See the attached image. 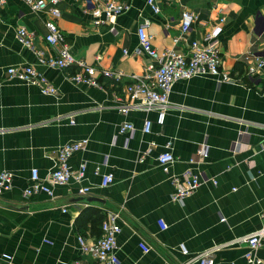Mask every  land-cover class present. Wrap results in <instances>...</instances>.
Here are the masks:
<instances>
[{
    "label": "crops",
    "instance_id": "obj_1",
    "mask_svg": "<svg viewBox=\"0 0 264 264\" xmlns=\"http://www.w3.org/2000/svg\"><path fill=\"white\" fill-rule=\"evenodd\" d=\"M120 1L129 8L98 27L80 2L58 4L57 24L75 58L141 74L150 58L138 51L140 25L157 49L183 53L194 40L205 44L206 33L219 25L220 69L232 76H243L247 62L264 54V33L255 29L262 26L264 0H155L158 12L147 0ZM184 9L195 19L183 34ZM48 17L47 7L33 10L24 0H6L0 11V171L14 175L13 186L0 195V264H96L79 252L77 236H99L108 210L119 213L118 264H197L202 253L214 264H247L248 245L238 238L264 227V80L244 78L243 85L196 74L173 82L162 115L156 109L124 114L118 106L126 99V76L119 83L99 75L102 87L90 86L67 77L75 66L37 63V52H57L44 39ZM20 26L33 33L32 48L16 39ZM25 64L56 92L9 77L7 68ZM145 119L152 122L148 133ZM127 120L133 129L118 133ZM81 138H87L85 147L68 161L73 170L84 164L82 180L52 186V195H23L31 168L45 176L57 164L56 149ZM205 145L206 157L198 153ZM165 150L175 156L167 172L157 161ZM187 167L208 179L183 201L172 200L173 178ZM104 173L113 176L106 186ZM81 185L89 186L88 194L78 193ZM83 196L101 201L84 202ZM255 253L264 257V237Z\"/></svg>",
    "mask_w": 264,
    "mask_h": 264
},
{
    "label": "built area",
    "instance_id": "obj_2",
    "mask_svg": "<svg viewBox=\"0 0 264 264\" xmlns=\"http://www.w3.org/2000/svg\"><path fill=\"white\" fill-rule=\"evenodd\" d=\"M33 10L48 9L49 17L45 20L46 34L44 39L51 46L56 48V55H45L42 52L36 53L38 64L48 67L66 69L75 66L77 70L67 72V77L74 83H81L90 86L102 87L98 80L99 75L111 78L116 82H121L126 76L124 82V94L126 99H120L118 109L126 114L131 109L151 110L156 109L162 115L170 105L169 94L173 82L177 79L189 78L196 74L208 73L219 75L221 81L243 84V79L251 83H258L264 80V54L254 56L247 62L243 76H232L226 71L220 69L221 58L217 48V35L220 31L219 25H215L205 35V44L198 40L191 42L188 53L178 52L172 48L157 49L152 44L151 35L148 34L144 25L137 28L139 41L138 51L148 55L150 62L145 65L141 74H125L122 70L111 67H100L88 63L83 59H77L69 50L63 33L60 31L57 19L60 17L61 10L58 4L62 0H24ZM80 2L84 10L92 15V24L96 27L107 23L111 18L125 12L129 5L120 0H73ZM6 0H0V11ZM154 12L159 11V6L155 0H147ZM262 18V26H256L257 33H264V12L259 14ZM195 16L188 9L182 10L179 20L181 33H186L194 21ZM223 21V18L218 20ZM16 39L28 48L33 47V33L26 27L20 26L16 30ZM7 73L11 78L29 82L39 86L44 93H55L56 89L51 86L47 78L39 72L33 65L25 64L21 66H11L7 68ZM73 122V120H70ZM152 122L145 119L142 131L148 133L151 131ZM133 129L130 121L122 122L117 131L126 133ZM87 138H81L71 142L61 144L55 151L57 164L51 168L45 176H41L37 168L33 167L28 176V185L23 189V195L27 196L35 192L44 191L52 195V186L68 183L71 179L82 180L85 174L84 164H80L77 170H73L68 159L70 155L77 150L83 149L86 145ZM208 147L205 145L199 149L198 153L207 156ZM175 160L174 154L165 150L157 155V161L164 171L169 170L170 164ZM95 173H98V167H95ZM13 173L8 170L0 171V195L13 186ZM111 173L101 175V184L103 186L112 182ZM208 179L202 172H196L187 167L181 174L173 178L175 183L174 192L171 199L183 201L191 194L201 181ZM216 182L215 179H212ZM79 194H88L90 188L88 185H81L77 189ZM119 213L108 210L101 222V235L96 239H89L83 235L77 236L78 250L81 254L87 255L94 260L96 264H118L117 255V234L121 230L118 222ZM264 219V212L261 213ZM161 226L166 227L165 222L160 221ZM262 237H264V227L254 232L238 238V241L245 242L248 250L244 253L247 264H264V257L258 256L255 251L262 246ZM144 251L149 247L144 243L139 244ZM4 258L9 255L3 254ZM75 264H78L77 262ZM197 264H214V259L206 253L197 256Z\"/></svg>",
    "mask_w": 264,
    "mask_h": 264
},
{
    "label": "water",
    "instance_id": "obj_3",
    "mask_svg": "<svg viewBox=\"0 0 264 264\" xmlns=\"http://www.w3.org/2000/svg\"><path fill=\"white\" fill-rule=\"evenodd\" d=\"M81 201L84 202H90V201H101L99 198L94 197V196H83L80 198Z\"/></svg>",
    "mask_w": 264,
    "mask_h": 264
},
{
    "label": "trees",
    "instance_id": "obj_4",
    "mask_svg": "<svg viewBox=\"0 0 264 264\" xmlns=\"http://www.w3.org/2000/svg\"><path fill=\"white\" fill-rule=\"evenodd\" d=\"M103 218H104V216H103ZM103 218H102V220H103ZM102 220H101V222H102ZM100 228H101V223H100ZM101 232H102V231H101ZM100 235H101V234H100ZM100 235H99V236H100ZM99 236L95 237V239L98 238Z\"/></svg>",
    "mask_w": 264,
    "mask_h": 264
}]
</instances>
